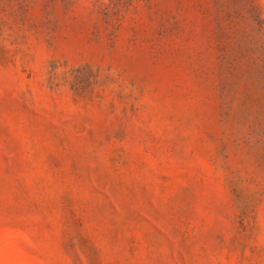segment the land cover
I'll return each mask as SVG.
<instances>
[{
    "label": "rangeland",
    "instance_id": "rangeland-1",
    "mask_svg": "<svg viewBox=\"0 0 264 264\" xmlns=\"http://www.w3.org/2000/svg\"><path fill=\"white\" fill-rule=\"evenodd\" d=\"M0 264H264V0H0Z\"/></svg>",
    "mask_w": 264,
    "mask_h": 264
}]
</instances>
